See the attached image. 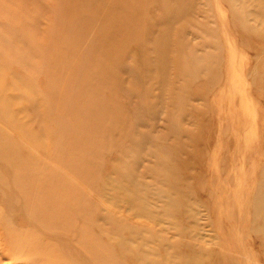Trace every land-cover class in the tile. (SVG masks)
Masks as SVG:
<instances>
[{
	"label": "rangeland",
	"instance_id": "obj_1",
	"mask_svg": "<svg viewBox=\"0 0 264 264\" xmlns=\"http://www.w3.org/2000/svg\"><path fill=\"white\" fill-rule=\"evenodd\" d=\"M0 209L73 257L138 226L158 264H264V0H0Z\"/></svg>",
	"mask_w": 264,
	"mask_h": 264
},
{
	"label": "bare ground",
	"instance_id": "obj_2",
	"mask_svg": "<svg viewBox=\"0 0 264 264\" xmlns=\"http://www.w3.org/2000/svg\"><path fill=\"white\" fill-rule=\"evenodd\" d=\"M1 159L4 161V156H2ZM9 178V184L10 187H12L14 178L11 176H9ZM134 215L138 216L137 211H135ZM12 216L14 217L15 215ZM29 218L27 219L29 220ZM2 219L5 225L0 226V262L4 260H20L22 261L21 264H116L117 257H121L124 260L127 255H132L135 264H158L155 261L156 257H149V255L139 247L141 245L137 240L140 239L141 229L138 226L131 230L130 235L132 241L121 239L116 243L114 247L118 249L116 253H112L113 247L110 246L109 242H87L86 239L85 241L79 239L74 232L63 229V233L64 230H67L70 237L75 240L76 243L77 240H80V245L77 244L76 250L83 255L73 257L70 256L71 254L65 253V251L63 254L56 251L57 249H55V247L59 248V245L55 244L51 239L50 233L48 236L44 235L47 231L44 226L39 224L36 225L37 223L34 222L36 226L31 227V224H27V229L22 230L23 228L20 226L21 223L19 224L15 220V217L14 219L12 218L13 221L6 217ZM118 230L128 232L130 227L129 225L124 228L121 226ZM63 245L65 246V244ZM81 245L89 250V257L84 252H81L83 249ZM65 248H67V245Z\"/></svg>",
	"mask_w": 264,
	"mask_h": 264
}]
</instances>
